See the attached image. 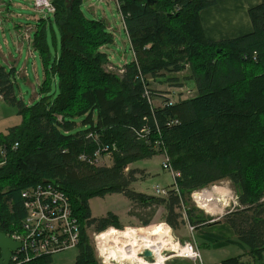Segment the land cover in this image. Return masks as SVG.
<instances>
[{
	"label": "trees",
	"instance_id": "1",
	"mask_svg": "<svg viewBox=\"0 0 264 264\" xmlns=\"http://www.w3.org/2000/svg\"><path fill=\"white\" fill-rule=\"evenodd\" d=\"M116 1L134 55L121 75L107 70L105 48L114 36L103 20L86 16L83 0H51L55 12L39 21L32 46L45 79L33 105L18 97L14 69H0V95L23 119L0 135V232L20 231L22 192L50 183L68 196L82 226L75 264H99L88 229L96 226L105 235L120 223L113 214L94 218L92 198L126 196L129 215L143 226L163 207L172 230L185 221L200 228L210 224L191 207L192 194L230 181L238 206L224 217L236 237L227 243L245 254L222 264H248L244 257L264 264V2L249 11L253 33L214 42L201 13L216 0ZM186 70L195 95L174 103L157 85L185 88L178 77ZM164 149L179 174V192H135L141 171L130 167ZM110 154L112 165L99 167L96 162ZM168 227L158 230L171 234ZM52 258L22 264H50Z\"/></svg>",
	"mask_w": 264,
	"mask_h": 264
},
{
	"label": "rangeland",
	"instance_id": "2",
	"mask_svg": "<svg viewBox=\"0 0 264 264\" xmlns=\"http://www.w3.org/2000/svg\"><path fill=\"white\" fill-rule=\"evenodd\" d=\"M83 10L88 18L103 20L107 25L108 30L114 36L113 44L105 48L110 58L107 70L114 75H121L123 71L120 70L123 66L133 60V53L131 51L130 43L128 42L122 22L123 20L118 11L116 1L84 0ZM51 15L52 14L38 10L35 5V0H0V69L5 68L8 72L14 69L16 75L14 80L16 93L27 105H33L40 97L41 86L43 83L41 81L44 79V65L39 55L36 54L35 51H32L29 46V38L32 39V44L35 29L37 28L39 21L47 19L48 17H51ZM49 43L52 53L55 56L53 36L50 31ZM189 75L190 72L186 70L178 77L179 82L185 84V88H169L162 85H156L161 92L170 91L169 97L174 103H177L179 100L188 99L195 95V89H193V86L189 85V83L187 84V81L184 80V78ZM112 157V154L104 155L96 163L99 167L111 166L113 163ZM162 162L163 157L156 156L150 160H144L132 165L130 167L131 169L141 171V176L139 177L138 182L132 186V189L137 193L155 196L154 189L160 187L168 194L169 191L173 189L174 181L171 172L163 169ZM89 205L92 216L96 219L106 218L109 214L116 216L120 223L118 230L124 234L129 233L131 235L137 234L147 236L153 231L162 229L160 226H169L165 221L167 212H165L163 207L159 208L150 225L143 226L140 219L129 215L132 203L130 199L122 194H110L105 197H95L89 201ZM237 206L238 192L230 181L216 183L213 186L193 193L191 196V207L197 208L200 211L199 214L203 213L210 224L209 226L216 225L217 223L227 224L224 221V217L227 214L236 211ZM148 217L149 211L142 214L143 220H147ZM111 228L114 227H109L107 232L112 230ZM127 229L133 231L126 232L125 230ZM170 229L174 246L163 250L165 261L162 263L161 259H156L155 262L157 264H165L166 261V264H199V262L180 258V256L183 257L185 255L183 252L184 250H182L184 247L181 246L185 245L186 242H191L196 248L199 246L198 249L201 253L203 264H218L226 258L245 254V252L239 247L234 245L222 244L220 245L221 248L217 249V246L221 243H202L199 238H201L200 235L203 234L201 230L205 229L204 227L195 228L193 233H191L188 223L185 221V224H182L177 230L174 231L171 227ZM95 234H100L96 231V226L88 229V235L95 248L98 262L99 264H103V258L100 257L96 243L93 239ZM109 234L110 233L106 234L104 237H107ZM234 238H236L235 235ZM124 239L125 238L121 236L114 238L112 242H109L114 258L120 260L129 259L131 262L129 263L126 261L122 262V264L149 263L143 259V254H140L143 247L132 246L127 242L125 246ZM228 240H226V242ZM178 242L180 243V246ZM144 247L146 248V246ZM60 254H62V260L64 262L70 260L73 261L74 257L78 254V250L71 249ZM103 254L105 253H102V255ZM104 256L109 258L106 259V264H121L113 262L111 254H105ZM137 258L142 262H137ZM243 259H246V263L248 264H255L250 258L244 257Z\"/></svg>",
	"mask_w": 264,
	"mask_h": 264
},
{
	"label": "built area",
	"instance_id": "3",
	"mask_svg": "<svg viewBox=\"0 0 264 264\" xmlns=\"http://www.w3.org/2000/svg\"><path fill=\"white\" fill-rule=\"evenodd\" d=\"M35 5L40 11L49 14L55 12L51 0H35ZM162 157V167L171 172L174 181L173 189L179 192L175 182L179 174L173 170L165 149L162 152ZM154 191L155 196L158 197H165L168 195L167 192L160 187H156ZM22 198L24 200L26 216L22 221L21 230L6 234L7 237L12 239L15 243L20 244L18 250L12 251L10 264H22L23 262H28L44 256L53 257L79 247L82 239V226L79 218L73 211L68 196L61 189L50 183H42L23 191ZM188 226L191 233H193L195 228L190 223H188ZM99 235L95 234L93 239L100 257L103 258V264H106L107 257H105L104 254L102 255L97 241ZM178 244L180 246L179 242ZM181 247L187 249L190 256H180V258L203 264L198 247L196 248L191 242H186L185 245ZM144 251L146 250H143L140 254H143ZM146 261L151 264H156V262ZM166 263L167 261L165 264Z\"/></svg>",
	"mask_w": 264,
	"mask_h": 264
},
{
	"label": "crops",
	"instance_id": "4",
	"mask_svg": "<svg viewBox=\"0 0 264 264\" xmlns=\"http://www.w3.org/2000/svg\"><path fill=\"white\" fill-rule=\"evenodd\" d=\"M216 1L217 2L215 6L208 8L201 13L202 27L204 29L206 37L209 40L214 41V42L228 41V40L238 39V38H241V37H244V36H247L253 33L254 28H253L252 21L250 19L249 11L263 4L264 0H216ZM117 7H118V4H117ZM124 29H125V26H124ZM31 40L32 39L29 38V46L31 47L32 51H34L33 46L31 44ZM128 42H129V39H128ZM36 54L38 53L36 52ZM133 60H134V55H133ZM43 75L45 79V74ZM44 79L41 82H43ZM22 122H23V119L18 109L6 103L4 99L2 98V96L0 95V135H7L10 129L21 126ZM204 228L205 229L201 230L203 234L200 235L201 238L199 239L204 244L221 243L217 246V249L221 248L220 245L222 244L228 245L226 240L234 239V235H235L234 231L227 224L217 223L216 225H213V226L208 225V226H205ZM125 231L128 232V231H133V230L127 229ZM132 236H135V238H133L135 242L131 243V245L143 247V249H145L144 247L145 245L143 241L144 235H137V234L131 235L129 233H126V234L122 233V237H124L126 240ZM98 243H99L101 253L111 254V259L113 258L117 263H122L126 261L131 263L129 259L120 260V259L114 258L112 254V249L110 246L107 245L106 240H104V237H100V240ZM127 243L129 242L127 241ZM242 255L243 254H241L240 256H236V257H242ZM77 256L78 254L74 257L73 261L70 260V261L64 262L62 260L63 259L62 254H58V255L53 256L52 262L50 264H75ZM154 258L155 260L157 259L156 257ZM230 258H234V257H229V258H226L225 260L230 259ZM138 259L139 258H137V262L139 263L142 262L141 260H138ZM223 261H221V263H218V264H222ZM242 261L246 262V259H243Z\"/></svg>",
	"mask_w": 264,
	"mask_h": 264
},
{
	"label": "bare ground",
	"instance_id": "5",
	"mask_svg": "<svg viewBox=\"0 0 264 264\" xmlns=\"http://www.w3.org/2000/svg\"><path fill=\"white\" fill-rule=\"evenodd\" d=\"M196 197H198V196H196ZM207 200H209V199H207ZM102 234H104V233H102ZM102 234L97 237V241L98 242L100 240V237H104L106 235V234L105 235H102ZM121 236H122L121 232H119V231H111L110 234L107 237H104V240H106L107 245L110 246L109 242H112V240L114 238L121 237ZM133 238H135V236H132V237H130L127 240L124 239L125 246H126V242L127 241L129 242L128 244H131V243L135 242V240ZM143 241H144V245L146 246V248L143 249V250L152 251V253L154 254V257H156L159 260L161 259L162 263L165 261L163 255H162L163 254V250L171 248V247L174 246L173 239H172L171 235L168 234V233L162 232L160 230L153 231V232L149 233L147 236L144 235V240ZM182 250H184L183 252L185 253V255L183 257L190 256V253L187 251V249H182ZM107 259H109V258L107 257ZM112 261L117 263L114 259ZM143 263H145V262H143ZM148 264H151V263H148Z\"/></svg>",
	"mask_w": 264,
	"mask_h": 264
},
{
	"label": "water",
	"instance_id": "6",
	"mask_svg": "<svg viewBox=\"0 0 264 264\" xmlns=\"http://www.w3.org/2000/svg\"><path fill=\"white\" fill-rule=\"evenodd\" d=\"M70 1V0H64ZM149 3H152V0H149ZM20 248L19 243H15L12 239L7 237V235L3 232H0V264H10V259L12 255V251H16ZM144 260H149L150 262H155L154 254L150 250H146L143 253ZM178 264V263H176Z\"/></svg>",
	"mask_w": 264,
	"mask_h": 264
}]
</instances>
